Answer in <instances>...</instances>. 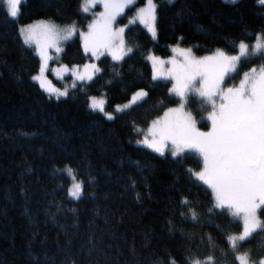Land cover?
<instances>
[{
    "label": "trees",
    "instance_id": "trees-1",
    "mask_svg": "<svg viewBox=\"0 0 264 264\" xmlns=\"http://www.w3.org/2000/svg\"><path fill=\"white\" fill-rule=\"evenodd\" d=\"M82 2L18 0L10 15L0 0V264H238V252L247 264H259L264 203L257 207L259 223L231 242L241 221L214 204L194 174L197 151L157 152L135 139L137 126L179 102L169 79L151 76L146 51L166 54L178 42L194 53L231 52L259 34L257 48L241 54L223 78L235 81L248 67L264 65V1L153 0L151 36L138 21H127L143 2L131 0L115 16L123 24V53L100 52L88 78L53 96L31 77L38 57L18 23L35 17L73 23L57 60L79 63L90 56L78 29L97 7L84 9ZM137 87L140 97L113 109ZM97 93L109 116L88 106V95ZM182 106L206 126L207 101L188 93ZM72 176L80 183L75 196L67 193Z\"/></svg>",
    "mask_w": 264,
    "mask_h": 264
},
{
    "label": "rangeland",
    "instance_id": "rangeland-1",
    "mask_svg": "<svg viewBox=\"0 0 264 264\" xmlns=\"http://www.w3.org/2000/svg\"><path fill=\"white\" fill-rule=\"evenodd\" d=\"M17 2L4 0L8 14L16 13ZM93 2L97 3L96 10L85 27L78 29L82 50L90 58L79 63L57 60L61 41L76 30L73 23L45 17L18 23L22 40L33 46L38 57L31 77L53 96L63 94L71 81L88 78L97 69L95 60L100 52L118 58L126 48L123 24L115 22V16L131 0H83L82 7L85 9ZM153 8V0H143L132 9L127 21H138L155 36ZM260 41L259 34L250 43L240 40L231 52L214 47L194 53L189 45L178 42L171 43L166 54L146 51L151 76L169 79V89L179 97V102L163 108L142 127L137 126L140 135L135 142L157 152L197 151L201 165L194 174L210 189L213 203L226 207L241 221V228L228 236L231 242L259 223L257 207L264 203V65L248 67L232 82H224L223 78L237 58L256 49ZM66 75L68 81H64L68 79ZM142 93V87L133 89L125 99L115 102L113 109L128 105ZM188 93L208 102L205 127L199 126L191 112L182 106ZM87 104L106 116L111 114L104 108L102 93L88 95ZM79 184L72 176L67 193L77 195ZM237 260L238 264H247L243 253H237ZM258 262L264 264V255Z\"/></svg>",
    "mask_w": 264,
    "mask_h": 264
},
{
    "label": "flooded vegetation",
    "instance_id": "flooded-vegetation-1",
    "mask_svg": "<svg viewBox=\"0 0 264 264\" xmlns=\"http://www.w3.org/2000/svg\"><path fill=\"white\" fill-rule=\"evenodd\" d=\"M205 146H207V145H205ZM221 179H223V178H222V177H220V180H221ZM223 184H225V182H224Z\"/></svg>",
    "mask_w": 264,
    "mask_h": 264
}]
</instances>
